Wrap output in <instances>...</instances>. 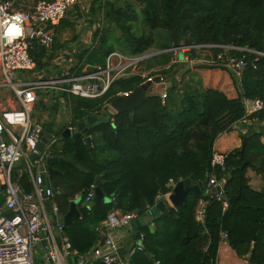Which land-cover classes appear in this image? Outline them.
<instances>
[{
	"label": "trees",
	"instance_id": "16d2710c",
	"mask_svg": "<svg viewBox=\"0 0 264 264\" xmlns=\"http://www.w3.org/2000/svg\"><path fill=\"white\" fill-rule=\"evenodd\" d=\"M92 4L98 5L102 28L93 34V40L99 37L96 46L80 50L79 64L103 65L106 55L113 51L136 56L155 48L160 53L144 61V69L149 75L164 76L170 86L164 101L152 93L133 114L109 115V123L89 130V148L82 137H57L51 155L60 158L53 167L62 176H53L57 192L51 200L58 213L66 214L76 195L81 198L80 205L85 204V190L97 177L108 200L63 227L62 236L78 255H88L102 238L96 227L109 212L135 213L139 218L172 191L170 183L187 178L202 181L212 175L217 181L225 179L222 194L213 198L189 193L181 206L169 209L172 214L165 212L154 218L153 230L148 226L140 229L142 250L129 252L128 264H217L221 242H226L246 264H264V188H256L250 180V173L264 180V109L245 116L246 101L264 98V56L260 55L264 54V0H94ZM90 12L94 14L96 8L91 7ZM137 21L148 29L147 34H135L133 24ZM112 24L115 31L110 30ZM53 29L50 54L40 47L31 52L39 69L47 64L41 62L44 56L51 59L63 47L64 43L58 44L56 39L75 30L67 17ZM108 32H112L110 44ZM182 45L236 48L226 53L243 57L246 63L239 76L230 71L237 96L229 98L215 89L181 87V64L174 62L171 49ZM222 51L211 48L216 65L201 67L227 70L216 61ZM79 69L80 65L73 68L77 73ZM142 82L139 75H130L114 81L100 98L71 96L67 99L69 126H76L88 114L107 112L106 103ZM246 118L256 121L257 126L241 134L240 146L225 154L223 170L212 167L217 137ZM54 126L51 120L43 129L53 133ZM24 169L25 164L15 169L14 177L16 181L21 173L18 182L29 192ZM200 201L204 203L201 221L195 216Z\"/></svg>",
	"mask_w": 264,
	"mask_h": 264
},
{
	"label": "built area",
	"instance_id": "2783aa9c",
	"mask_svg": "<svg viewBox=\"0 0 264 264\" xmlns=\"http://www.w3.org/2000/svg\"><path fill=\"white\" fill-rule=\"evenodd\" d=\"M78 0H0V89L8 90L12 99H6L5 105L0 104V192L3 194V207L8 213L0 212V264H42L35 259L34 254L39 256L37 247H40V234H45V239L50 243L49 259L51 264H65V260L75 257L76 264H93V260L102 264H128V260L119 259L118 252L121 246L112 235L114 230L129 227L130 222L138 219L135 213L122 214L117 210L108 213L106 219L96 227V231L105 237L102 245L99 243L88 255H78L72 250L70 243L62 236V228L57 221L58 208L51 203L48 214L44 206L45 196L51 201L53 192L49 186H43L40 168L44 159L51 155V149L57 140L53 137L44 152L34 160L30 156L37 154V146L45 133L43 126L32 119L34 106L37 102V93L44 96L61 94L60 102L63 108L69 109L67 99L71 96L83 99H97L102 97L110 88L111 84L123 77L139 75L144 84L159 77L164 89L159 94L161 100L166 99L167 79L162 75H149L144 68V61L149 56H129L118 51L106 55L103 65H90L83 61L79 73L73 70L72 61L64 62L62 56L55 54L51 61L53 68L64 67V70L55 72L54 78H40L21 81L17 79L15 72L30 71L36 76L42 74L35 71L36 61L31 55L36 48L33 43L48 53L54 43V27L63 20ZM43 25L44 27H40ZM102 28V24L98 29ZM96 41L88 43L89 49L96 46ZM211 48H220L216 57L218 64L224 66L239 76L245 68L244 58L227 55L228 50L236 48L218 45H189L173 48L176 63H180L178 52L191 53L192 51L204 52ZM247 51V50H242ZM264 56V54H260ZM185 57V56H184ZM190 60L191 58H184ZM70 63V64H65ZM50 72V71H47ZM44 74V72H43ZM46 77V76H45ZM157 86V85H156ZM130 92L119 93L117 96H128ZM116 96V97H117ZM106 103L108 115H114V111ZM264 109V98L245 102V116L248 117ZM70 113V111H69ZM70 118V117H69ZM69 118L67 127L69 126ZM243 120H248L243 119ZM242 121V120H241ZM23 162L24 172L31 186V192L25 193L18 180L22 174H17L15 181V166ZM225 154L213 151L211 166L224 169ZM207 186L216 187L225 183V179L217 181L214 176L207 177ZM4 185V190L1 187ZM175 183H170L173 188ZM96 185L90 184L85 190L84 203L88 206L95 194ZM172 193H166L160 198H165ZM173 208V207H172ZM204 209L197 207L196 219L201 221ZM8 214V215H7ZM51 216V217H49ZM54 226V227H53ZM57 232L58 241L54 235ZM226 235L222 234V239ZM138 243L130 248L129 252L142 250V234L138 236ZM129 253V255H130ZM45 264L48 263L46 255L42 257Z\"/></svg>",
	"mask_w": 264,
	"mask_h": 264
},
{
	"label": "crops",
	"instance_id": "0c3cea01",
	"mask_svg": "<svg viewBox=\"0 0 264 264\" xmlns=\"http://www.w3.org/2000/svg\"><path fill=\"white\" fill-rule=\"evenodd\" d=\"M93 1L94 0H78L77 4L75 6H73L71 8V10L68 12V14L66 15V17L68 19L73 21L75 30L72 33L71 39H68V35H70V32L66 31L62 34V43H64V45L61 49H59L55 53V54H59L60 56H62V60L64 62L72 61V64H74L80 50H86V49L90 48L88 46V43L91 41L94 32L98 29V26H100L102 24L101 23L102 16L97 10L98 5L92 4ZM102 1H104V0H102ZM91 7L96 8V12L94 14H92L90 12ZM82 11L86 15H84L82 13ZM200 53H208L209 54V51H204V52H200ZM186 56L187 55H183V59L180 61V63H178V64H181V68L179 69V75L183 76V78L181 79V81H182L181 85H180L181 87L185 85L186 87L190 86L191 88H197V89H202V90L215 89V90H219V91L223 92L229 98H234L237 96V92H236L237 90L233 85L232 78L228 74L221 72L218 69H204L201 67V65L197 66L196 63L199 61H197L195 63L192 59L185 61L184 58H186ZM187 57H189V56H187ZM78 63H79V60L77 61V65H78ZM65 64H70V63H65ZM183 66L185 67L184 69H182ZM60 70L61 69L58 68V70L56 72H59ZM47 73H49V72H47ZM218 73H222L225 75V76H220L221 78H223L220 82H218ZM39 76H41L42 78H47V77H45V73L43 74V72ZM177 80H179V79L177 78ZM197 83H200V86ZM221 83L223 85L222 87L219 86ZM168 86H170V84L169 85L166 84V87H168ZM155 89H153L152 93L153 94H160L163 91L164 87H163V85H159V89H157L158 92H156ZM179 92H182V90H180ZM67 103H68V101H67ZM35 107H36V105H35ZM61 108H62L61 111L64 113L63 116H66V119H67V120L65 119L66 121L64 122V124H66V122L68 121V118L70 117L68 114V111H67L69 109H66L65 107L63 108V105L61 106ZM73 109H75V105H73ZM56 110L59 113L60 110H58L57 107H56ZM52 120L54 121V125H55L54 126V132H55L56 129H58V127H62V126L58 125V121H56V116H55V118H52ZM49 121L51 122V120H49ZM45 124H47V123H45ZM262 125H263V123H262ZM256 126H257L256 121H251V120H242V121L235 123L234 126L232 127L231 131L223 133L217 137V139L214 142V146H213L214 151L221 152L223 154H227V153L231 152L232 150L238 148L240 146V143H241L240 135L247 133L251 128H255ZM90 137H91V142H92V136H90ZM262 142L264 144V138L262 139ZM23 164L24 163L22 162L20 166H22ZM17 165L15 166V169L20 167ZM21 188L25 193H29L32 190L30 188L31 190H29V192H28L27 190H25L23 185H21ZM166 200L167 199L162 197V198H159L157 202L164 201L168 204V202ZM72 201L76 203L77 208L87 206L86 204L80 205L81 198L79 195H76ZM104 201H108V200L105 198ZM50 202L52 203V200ZM199 206L201 209L202 208L204 209V203L202 201L199 202L198 207ZM170 208H172V206L170 204H168V209H170ZM0 212L8 213L5 210V208L3 207V204H2V207L0 209ZM54 235H55L56 240L60 244V242L58 240L57 232L55 231V229H54ZM112 235H113L114 240L118 244H120L121 247L127 248L128 252L126 251L122 260L123 261L128 260L130 248H132L133 246H135V244L138 243V240L136 239L135 235L131 233L130 227H123V228L114 230L112 232ZM46 242H47V246L49 247L50 243L48 241H46ZM39 245H40V248L42 249V252L44 254V251H43L41 244H39ZM40 255L41 254L39 252V256ZM42 257H41L40 262L42 264H45V261L42 260ZM89 257H90V255H88V258ZM74 259H75V257H73V256L70 257L68 260L66 259L65 264H75ZM229 259H231V260L234 259V261H236L235 263L242 262V264H246L245 260L240 259L236 256L235 252L227 245L226 242H221L219 245V248H218V253H217V264H226V262L229 261ZM93 262L95 263L97 261L93 260ZM235 263H233V264H235Z\"/></svg>",
	"mask_w": 264,
	"mask_h": 264
},
{
	"label": "water",
	"instance_id": "95a60500",
	"mask_svg": "<svg viewBox=\"0 0 264 264\" xmlns=\"http://www.w3.org/2000/svg\"><path fill=\"white\" fill-rule=\"evenodd\" d=\"M115 9H119V6L116 5ZM110 24H106V27L108 28ZM40 27H44L41 25ZM115 25L112 24L110 27V30H114ZM120 35V32H119ZM172 50V49H171ZM160 52L153 53L149 56V58L158 55ZM35 71H39V68L36 67ZM161 80L159 77H155L151 82L147 81L144 84H141L137 88H135L131 94L128 96H117L113 98L110 103L109 107L114 111V113H129L133 114V112L140 107L146 100L147 96L152 94L153 89L155 88L156 85L160 84ZM169 85L170 83L167 82ZM110 122V117L107 112H102L101 114H88L86 115L81 122H79L76 126H74L72 129L70 128H58L55 132L49 133L45 132L43 136L41 137V140L37 146V154L30 156L31 160H34L38 155H41L48 142L53 138V137H60L63 139L66 138H83V142L85 145L89 148L90 147V142H91V137L87 135V132L93 128H96L98 125L109 123ZM60 158L57 156H47L44 159V164L41 166L40 171H41V179H42V184L43 186H49L52 189L53 193L57 192V187L56 184L53 180V176L58 175L62 176V173L59 172L58 170L54 169V164L57 162ZM22 162H20L17 166H20ZM207 180L208 178L206 177L202 181H194L189 178L180 180L177 182L173 189L172 193L167 197V202L170 204L172 207H178L181 206L187 195L189 193H195L198 195L204 194L209 197H218L222 194V190L224 188V184H220L216 187H210L208 188L207 186ZM100 183L101 180L99 177L96 178L94 184L96 185L95 189V194L88 206L76 207L75 202H71L69 205V209L66 214H57V221L60 226H68L70 223L73 221L82 218L85 216L89 210L97 203L103 202L105 200L103 193L101 192L100 189ZM4 190V185L1 187V191ZM44 197V206L46 212L49 214L50 213V200L45 196L43 193L42 195ZM2 202H3V194L0 192V209L2 207ZM168 204L164 201H159L155 204L154 207H152L148 213L145 215L139 217L138 219L133 220L130 222L129 227L130 231L132 234L135 235L136 239L139 240L138 236L140 234V229L144 226H148L150 230H153V224L152 220L161 214L168 212L169 214H172L171 210L168 209ZM153 218V219H152ZM40 244L43 248L44 254L46 255L48 259V263L51 264V261L49 259V249L47 246V242L45 239V234L41 233L40 234ZM105 240V237H102L100 240V245L103 244ZM126 250H121L118 252V257L119 259H122ZM70 262V261H69ZM74 263H77V260L74 259ZM102 264V263H98Z\"/></svg>",
	"mask_w": 264,
	"mask_h": 264
},
{
	"label": "rangeland",
	"instance_id": "374dc122",
	"mask_svg": "<svg viewBox=\"0 0 264 264\" xmlns=\"http://www.w3.org/2000/svg\"><path fill=\"white\" fill-rule=\"evenodd\" d=\"M20 1H24V2L28 1L29 2L31 0H20ZM82 13L84 15H86L83 11H82ZM133 25H134L135 34H137V35L147 34L148 29L144 25H141L140 21L135 22V24H133ZM115 29L116 28H114V30H112V31H115ZM119 32L120 31H116L115 32L117 36L121 35V33L119 35ZM110 34H112V32L106 33L107 41H108L109 44L113 42L112 40L109 39L110 38ZM71 36H72V33L70 32V35H68V39H71ZM154 36H155V39L158 38L156 33H154ZM56 41H57L58 44L62 43V36L58 40L56 39ZM33 46L35 48L37 47V45L35 43H33ZM114 46L116 48H118L115 44H114ZM51 51H52V49L46 54L49 55ZM156 52H157V50L155 48H151L147 52H145L143 55L150 56L151 54L156 53ZM183 55H187L190 58H192L194 63L199 61V62L196 63L197 66L198 65H201V66H204V65H216V63H214V61H213V57H212V54L210 52H209V54L208 53H200V52H196V53H193V54L192 53L178 52V58H179L180 61L183 59ZM51 59H47V56H44V58L41 60V62H46L47 64H44L43 66H41V69H39L41 71V73L44 72L45 76L48 77V78H54L55 77V72L58 70L57 67L53 68L51 66V63H49V61H51ZM77 61H78V57L75 60V63H74L75 66H77ZM180 68L181 67H179V69ZM184 68L185 67L183 66L182 69H184ZM60 69L63 71L64 67H61ZM47 71H50V72L47 73ZM219 71L224 72V73L228 74L230 77H232L229 69H227L225 71L224 70H219ZM15 75H16L17 79H19L21 81L34 80V79H40L41 78V76H39V74H37L35 76L33 74V72H30V71H17V72H15ZM220 76H225V75L222 74V73H218V82H220L223 79ZM219 86L222 87L223 86L222 83ZM155 88L154 89L156 90V92H158L157 89H159V85L155 86ZM50 93L51 94H49V96H44L40 92L37 93V102L35 104L36 107L34 106V110H33V113H32V119L35 120V121L40 122L43 125L45 123L50 122L49 120H52V118H55V116H56V121H58V125L64 126L65 125L64 122L67 119H66V116H63L64 113L61 111L62 110V108H61V106H62L61 104L62 103L60 102V99H61L62 95L61 94H53L52 92H50ZM6 99H10V100L12 99L11 93L8 90H5V89L1 90L0 89V104H4L5 105L4 101ZM41 106H45L47 108L43 109ZM54 106H56L58 108V110H60L59 113L57 112V110H56V108ZM67 111H68V114L70 116L69 110H67ZM250 180H251V184L253 186H255L256 188H261V189L264 188V180L263 179H260V178H258L256 176H254L252 173H250ZM49 217H51V216H49ZM35 247L37 248V250L41 254L40 256H38L35 253L34 254L35 259L37 261H40L41 257L44 254H43L42 249L40 247H37V246H35ZM235 262L236 261H234V259H232V260L229 259V261H227L226 264H233ZM235 264H242V262L235 263Z\"/></svg>",
	"mask_w": 264,
	"mask_h": 264
}]
</instances>
